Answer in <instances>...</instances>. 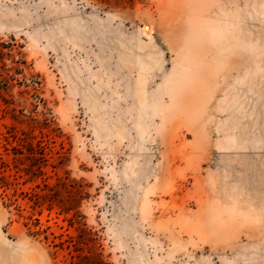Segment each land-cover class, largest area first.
Wrapping results in <instances>:
<instances>
[{"label":"rangeland","instance_id":"1","mask_svg":"<svg viewBox=\"0 0 264 264\" xmlns=\"http://www.w3.org/2000/svg\"><path fill=\"white\" fill-rule=\"evenodd\" d=\"M0 264H264V0H0Z\"/></svg>","mask_w":264,"mask_h":264}]
</instances>
